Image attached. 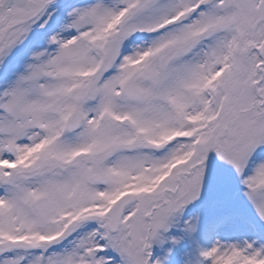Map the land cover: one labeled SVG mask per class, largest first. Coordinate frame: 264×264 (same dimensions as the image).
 Masks as SVG:
<instances>
[{
	"label": "snow or ice",
	"instance_id": "1",
	"mask_svg": "<svg viewBox=\"0 0 264 264\" xmlns=\"http://www.w3.org/2000/svg\"><path fill=\"white\" fill-rule=\"evenodd\" d=\"M0 264H264V0H0Z\"/></svg>",
	"mask_w": 264,
	"mask_h": 264
}]
</instances>
